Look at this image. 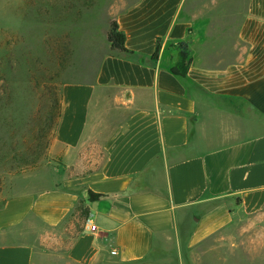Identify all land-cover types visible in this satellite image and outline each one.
Segmentation results:
<instances>
[{"label": "crops", "instance_id": "crops-1", "mask_svg": "<svg viewBox=\"0 0 264 264\" xmlns=\"http://www.w3.org/2000/svg\"><path fill=\"white\" fill-rule=\"evenodd\" d=\"M187 1L118 4L90 34L106 53L91 81L61 86L44 169L0 206V264H39L44 231L77 208L95 231L82 225L72 264L181 258L264 215V0H190L189 16ZM111 21L129 53L107 42ZM180 42L192 59L184 78L166 64Z\"/></svg>", "mask_w": 264, "mask_h": 264}, {"label": "rangeland", "instance_id": "rangeland-1", "mask_svg": "<svg viewBox=\"0 0 264 264\" xmlns=\"http://www.w3.org/2000/svg\"><path fill=\"white\" fill-rule=\"evenodd\" d=\"M133 1L0 0V155L7 156L6 150H1L10 130L6 125L17 131L37 109L42 113L50 100H59L63 84L93 79L106 51L90 34L111 20L113 7ZM194 10L207 15L206 9ZM183 11L189 16L190 0ZM85 36L91 38L89 49ZM174 51L175 47L170 53ZM95 156L103 158L101 152ZM46 160L47 151L34 168L9 175L1 173L8 166L0 164V206L20 194L24 176L33 169H44ZM81 210L77 208L60 228L44 231L48 239L38 245L39 264H72L67 250L84 227ZM30 222L36 225L32 219ZM133 264H264V215L245 217L197 245L184 248L181 258L172 255L159 263Z\"/></svg>", "mask_w": 264, "mask_h": 264}, {"label": "trees", "instance_id": "trees-1", "mask_svg": "<svg viewBox=\"0 0 264 264\" xmlns=\"http://www.w3.org/2000/svg\"><path fill=\"white\" fill-rule=\"evenodd\" d=\"M106 38L112 50L119 53H129L124 47V35L118 30V26L114 21L109 24ZM175 49L178 53L177 62L168 65L167 69L172 75L184 78L192 60L188 43L180 42L175 46ZM158 52L159 46L156 45L155 52L151 56L153 61L156 60ZM47 94L49 95V93ZM59 116L60 98L59 100H50L44 106L42 113L37 109L35 114L29 117L21 127H17L19 128L17 131H13L16 127L11 128V125H6L5 127H8L11 131L9 130L1 150H6L10 159L6 158L5 155H0V164L8 166L4 167L6 169H2L1 173L9 175L13 171L37 166L50 146ZM98 198V195L88 193L89 200L93 201ZM80 213L82 218L87 217L85 210H81Z\"/></svg>", "mask_w": 264, "mask_h": 264}, {"label": "built area", "instance_id": "built-area-1", "mask_svg": "<svg viewBox=\"0 0 264 264\" xmlns=\"http://www.w3.org/2000/svg\"><path fill=\"white\" fill-rule=\"evenodd\" d=\"M84 230L85 231H91V232L95 231V226L92 224L91 219H90L89 216H87L85 218Z\"/></svg>", "mask_w": 264, "mask_h": 264}]
</instances>
